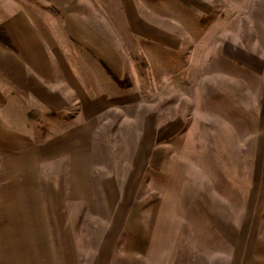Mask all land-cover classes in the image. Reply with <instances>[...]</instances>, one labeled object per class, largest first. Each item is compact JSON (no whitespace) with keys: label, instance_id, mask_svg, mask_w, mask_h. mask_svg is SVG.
Wrapping results in <instances>:
<instances>
[{"label":"crops","instance_id":"obj_1","mask_svg":"<svg viewBox=\"0 0 264 264\" xmlns=\"http://www.w3.org/2000/svg\"><path fill=\"white\" fill-rule=\"evenodd\" d=\"M48 2L34 11L21 4L0 22V264H264L261 209L255 207L264 204V45L251 49L235 17L226 18L213 0ZM53 3L64 11L65 38L48 15ZM110 20L182 59L210 57L224 66L210 73L209 85L217 118L211 139L229 142L210 154L227 158L219 168L224 181L187 182L182 163L166 167L158 184L144 180L149 168L165 164V146L156 142L166 137H158L161 130L171 133V120L164 115L160 121L149 106L142 111L135 98L124 100L128 85L111 91L101 79L109 70L126 76L127 67L138 77L123 41L93 29L98 21L110 28ZM189 63L179 71L197 76ZM172 75L163 68V82ZM130 89L134 93L132 83ZM30 111L48 125L36 123ZM106 114V124L129 125L111 161L103 157L104 144L101 152L95 143L107 132L100 128ZM178 115L181 128L186 114ZM198 134L185 128L179 135L197 140ZM243 157L246 181L228 175L243 178ZM238 204L244 206L240 222Z\"/></svg>","mask_w":264,"mask_h":264},{"label":"rangeland","instance_id":"obj_2","mask_svg":"<svg viewBox=\"0 0 264 264\" xmlns=\"http://www.w3.org/2000/svg\"><path fill=\"white\" fill-rule=\"evenodd\" d=\"M48 2V0H0V22L1 19L6 17L10 11H12V8H16L17 6L23 4L27 8H31V10H37V7H42V4ZM214 4L216 5V9L219 11H224L226 18L229 16L230 18L234 16V22H235V28L236 30H240V28L243 29V36L246 41L251 43L250 47L251 49H254L258 51L261 47V51L263 49L264 45V29H262L263 23H264V0H213ZM49 4H52L48 2ZM234 6L235 9L230 10L228 13L226 12L227 5ZM54 9L50 8L48 15L51 17L53 16L54 19L58 20L54 26V30L57 36L60 38H65L68 34V27L65 23V17H63L62 9L55 6L53 3ZM78 9H82L80 4H77L76 6ZM66 9V8H65ZM216 11V10H215ZM175 15V14H174ZM215 15V13H211L208 16V19H212V17ZM95 20L98 19V15L94 14ZM89 18V17H88ZM49 19V18H48ZM230 20V19H229ZM109 21V20H107ZM105 24L104 21H101ZM100 21L95 22V25L93 26V29L98 31L102 36L107 37L108 40L112 41L113 39L118 40L120 38L123 41L122 49L126 52L127 55V65H129V60L134 59L132 62L133 65H135V70L138 72V77H134L130 75V71L127 67L128 73H126V76L122 77H116L114 76L115 72L108 71L110 76L102 77L101 79L105 82L106 87L113 91L114 89L118 88H124L126 85V96L123 97V99H129V98H135V100L140 104V106H143L145 110L146 106H149L153 108L157 114L159 115L160 121H163V117L169 116V123H171L170 128V134H164L161 130L160 139L163 138V136H166L165 139H161L160 141H157L156 143L160 144L164 149L166 150V156H165V164L162 165L161 169H151L149 168V173L144 177L145 181H154L156 184L160 183L163 178V170L166 167H170V170L173 168L174 165L182 163L183 165H186L187 168L185 181L187 182L193 181L192 179H198V183L202 182H210L213 181L215 183L221 182L226 177L224 174L220 173L222 172L219 170L222 163L221 160H227V158L224 157H214L210 154L214 152L215 149H221L225 148V145L229 142L225 141H216L212 140V132H214V125L217 121L216 118V111L213 110L214 103L211 100L213 95L211 94L209 90V85L212 81V75L210 74L214 69H223L221 67L220 62L219 66L216 63V61L206 60L205 62H193V60H190L191 58L194 59V55H191L188 60L184 59L185 57H180V55L177 52H173V50H167L162 47H158L152 44H148L147 42H144L143 40H139L136 38H132L131 34L128 33L126 30H121L118 28H115V26H118V22L115 20H110V23L107 22L106 24L110 25V28H107L106 26H102V23ZM209 22V20H208ZM250 27V28H249ZM252 27V28H251ZM239 28V29H238ZM223 31V30H221ZM226 29L223 31L225 33ZM86 32L92 35L91 30H87ZM116 47V46H115ZM112 47V48H115ZM193 47V46H192ZM210 46L203 45V49H209ZM119 52V51H118ZM168 52H172L169 54H166ZM115 53V52H114ZM208 54L207 50L204 52V55ZM131 55V56H130ZM210 56V55H206ZM205 56V57H206ZM166 60L168 61H164ZM91 59H93L91 57ZM190 62V63H189ZM90 63H93L91 61ZM186 63H189L190 66L188 68H192L193 70L195 68L199 69L197 76L188 75L190 73H184L180 72L182 65L185 66ZM223 65V64H222ZM183 66V67H184ZM104 68V67H103ZM163 68H168L172 72V76L170 77V81L168 82V77L165 78L166 82H163ZM94 72H100L101 76L104 74L102 68L96 69L94 67ZM106 70V69H105ZM126 71V72H127ZM192 74V73H191ZM201 74V75H200ZM257 82L255 85H258L259 81L256 79ZM186 81V82H185ZM111 82H115V84H112ZM116 83H119L120 85H116ZM130 83L133 84V91L134 93L130 94ZM253 85V80H252ZM208 86V87H207ZM94 88V87H93ZM221 95V94H219ZM222 96V95H221ZM225 98V97H224ZM125 102V101H123ZM137 103V104H138ZM123 103L124 111H129V103ZM138 104V105H139ZM167 104V109L165 110L164 105ZM145 106V107H144ZM150 108V109H151ZM73 109L69 108V111L72 112ZM115 112V109L109 110ZM111 112V113H112ZM179 112H182L186 114L185 118V124L180 128L178 124V114ZM30 116L32 115V119L36 123H39L41 126L45 127L47 126L46 119L41 118L38 116L37 113L34 111H30ZM34 115V116H33ZM111 115L106 114V117H104L103 121L101 122V126L107 130L106 133H109L108 130L112 129L111 138L106 136L104 134H101L98 142H95L96 144L100 145L101 152L104 151L102 145L104 144L105 148L108 150L109 155L108 157L106 153H108L105 150V153L103 157L104 159H108L109 161L113 158V152H115L114 148L117 146L118 149L120 148V144L122 145V141L120 142L119 134L123 137L125 135V132H128L129 125L122 122L121 124H106L105 119L108 121L110 120ZM114 121V120H112ZM197 121V122H196ZM105 125H104V124ZM38 126L40 127V125ZM63 126V125H59ZM141 126H139L140 129ZM189 129L190 132H194L197 130L198 139L195 140L193 137H190V139L182 140L180 139V132L182 129ZM187 132V131H186ZM168 133V132H167ZM118 134V135H117ZM117 136V137H116ZM186 136V135H185ZM192 136H194L192 134ZM101 137H103L101 139ZM108 144V145H106ZM187 152V156H184V154ZM197 152L198 156H195V153ZM189 154V155H188ZM202 154V155H201ZM110 157V159H109ZM244 158V176L242 178V173L238 172L234 174L233 172H229L228 175L237 177V179H242L244 181L248 178V166H247V157ZM252 159V158H251ZM220 161V162H219ZM171 165V166H169ZM196 168H199L198 173L192 174V170H195ZM230 168V163H229ZM232 168V167H231ZM236 168H239L238 163L236 162ZM167 169V168H166ZM165 169V170H166ZM233 169V168H232ZM202 180V182H201ZM253 181V179H251ZM224 181V180H223ZM261 183H264V172L262 173V180ZM189 185V183H187ZM212 191V190H209ZM215 191V190H214ZM222 193H232L233 190L231 189H221L220 192ZM260 192V196L262 195V189L258 190ZM147 192V189L144 190V193ZM156 192V191H155ZM234 195V194H233ZM259 195V193H258ZM243 207L242 205L238 204L235 205L234 208L236 210L235 213V221H241L242 214H243ZM256 208L261 209V215L258 219V222L260 224V229L264 230V204L262 205H256Z\"/></svg>","mask_w":264,"mask_h":264}]
</instances>
